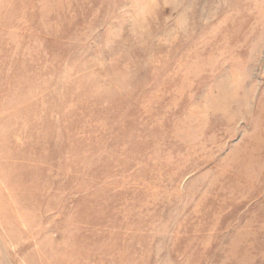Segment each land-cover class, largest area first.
<instances>
[{"label":"rangeland","instance_id":"1","mask_svg":"<svg viewBox=\"0 0 264 264\" xmlns=\"http://www.w3.org/2000/svg\"><path fill=\"white\" fill-rule=\"evenodd\" d=\"M0 264H264V0H0Z\"/></svg>","mask_w":264,"mask_h":264}]
</instances>
